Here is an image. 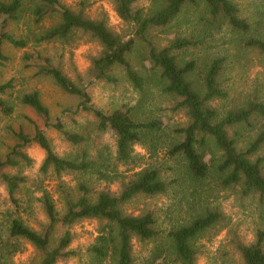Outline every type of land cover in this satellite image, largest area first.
Instances as JSON below:
<instances>
[{
	"label": "trees",
	"instance_id": "16d2710c",
	"mask_svg": "<svg viewBox=\"0 0 264 264\" xmlns=\"http://www.w3.org/2000/svg\"><path fill=\"white\" fill-rule=\"evenodd\" d=\"M110 3L123 26L121 31L114 30L102 12L90 17L84 1L70 7L62 0H0V68L9 61L5 46L22 50L29 43L72 45L85 40L100 48L90 58L84 76L77 79L68 77L48 56L37 52L23 55L27 67L76 98L63 112L71 119L88 116L93 137L68 130L60 117L52 118L38 91L13 96L15 80L0 81L1 116L11 117L17 105L28 108L63 142L81 147L59 155L45 131L32 120L33 132L10 128L14 143L0 153V188L5 193L2 199L0 192V264H9L24 251V244L33 248L35 264L81 260L82 256L79 264H136L132 241L156 243L161 239L164 244L156 245L152 258L143 264H196V240L224 221L218 209L202 204L203 184L209 193L213 188L232 190L240 198L257 197L264 203L262 87L230 98L222 79L244 51L257 52L264 60V37L258 30L254 32V25L232 0H149L146 6L142 0ZM189 11L195 13L193 25L185 18ZM46 21L50 25L44 27ZM20 25L25 30L17 36L12 27ZM224 27L233 40L229 43H234L232 52L215 44L216 33ZM159 34L166 35L165 44L159 43ZM139 45L143 53L136 68L132 58ZM117 70L141 95L148 91L152 78L160 95L172 101L170 110L183 121L173 125L161 118H141L138 106L95 107L87 87L94 82L116 84ZM222 102L223 108L219 106ZM104 134L114 140L113 154L106 146H95V140ZM31 145L43 151L38 169L42 177L50 173L57 178L76 176L73 187H57V200L41 191L36 201L44 221L38 229L20 215L22 189L37 185L33 180L30 184L23 173L33 164L26 152ZM138 145L150 155L163 151L165 161L141 166L134 153ZM169 161L176 165H168ZM169 171H178L176 177L171 178ZM99 182L116 183L118 188L114 192L98 188ZM177 183L190 187L192 213L168 231L159 229L156 213L150 208L136 215L124 210L131 200L165 195ZM194 205L196 212L192 211ZM84 220L100 223L97 235L84 250L72 248L70 229ZM231 243L239 257L237 264H264V230L259 229L250 242L235 237Z\"/></svg>",
	"mask_w": 264,
	"mask_h": 264
},
{
	"label": "rangeland",
	"instance_id": "374dc122",
	"mask_svg": "<svg viewBox=\"0 0 264 264\" xmlns=\"http://www.w3.org/2000/svg\"><path fill=\"white\" fill-rule=\"evenodd\" d=\"M62 1L70 7H77L81 1H84L86 13L90 17H94L97 13L102 12L107 15L109 24L114 30L121 31L123 28L112 10L110 0ZM232 1L237 4L242 16L246 17L254 25V32L256 33L258 30L259 34L264 37V0ZM148 2L149 0H142L144 6ZM194 14V12L189 11L185 15V18L189 19L192 25L195 20ZM49 25V21L43 23L44 27ZM12 29L17 36L25 30L23 25L12 27ZM158 36L159 43L165 44L166 38L164 39V37L166 35L159 34ZM229 36L231 35L229 32H225L224 27L216 33L215 38L217 41L215 44L227 47L232 52L234 43H229L233 41ZM99 49L96 43L86 42L85 40H77L72 45H62L60 43L34 45L33 43H29L22 50L5 46L4 51L8 55L9 61L3 68H0V81L3 82L11 78L15 80L16 85L13 96L22 92L38 91L42 102L49 109L52 118L60 117L68 130L93 137L94 131L91 119L88 116L83 114L71 119L63 112L66 108L75 104L76 98L61 91L51 78L37 75L34 68L27 67L25 61H23V55L26 53L35 54L37 52L42 56H48L68 77L77 79L84 76L89 66L90 58L96 55ZM141 53H143V47L139 45L134 52V58H132V64L136 68H139L141 65ZM263 65V57L257 52H242L240 59L235 61L233 68L227 70L222 77L224 85L229 88L230 98L243 95L255 87H262L264 95ZM116 74L117 83L114 85L105 82H94L87 87V92L95 107L111 110L121 105L129 107L138 106L139 117L141 118H161L164 123L167 121L173 125L180 124L183 121L180 115H176L170 110L172 101L168 97L160 95L152 78L148 83V91L144 95H141L133 90L120 71L117 70ZM219 106L221 108L225 107L223 102ZM29 120H32L45 131L51 140L55 152L59 155L81 150V147H72L63 142L59 134L53 129L44 128L42 122L28 108L17 105L15 113L11 117L6 118L0 115V153H3L8 145L14 143L10 128L17 129L22 127L26 132H33V125ZM254 128L257 129V125L254 124ZM95 146L98 148L106 146L110 154H113L115 150L114 140L110 134L99 136L95 140ZM26 152L33 160V164L30 168L24 169L23 173L30 179V184L33 180L37 182V185H28L27 188L22 189L19 195L21 204L20 215L30 227L38 229L39 225L44 221V216L36 201L41 191L45 190L49 192L57 200L59 195L57 187L60 184L64 185V187H73L76 183V176L66 174L57 178L50 173L46 177H42L38 169L44 157L43 151L36 145H31L27 148ZM134 153L138 155L137 162L141 166L161 164L165 161L163 151L161 150L156 155H150L147 149L138 145L134 147ZM261 154L264 155V149ZM167 164L170 166L176 165L173 161H169ZM119 171L124 172L125 167H119ZM169 172L172 174V178L176 177L178 171L174 173ZM97 186L98 188H108L112 192L118 188L116 183L107 184L99 182ZM207 190V185L203 184L202 204L218 209L222 213L224 221L216 228L206 231L196 240V246L199 249L196 264H237L239 257L235 253L231 241L235 237H238L243 242H250L259 229L264 230V203L261 204L257 197L240 198L232 190L216 191L213 188L211 193ZM0 192L2 199H5V193L2 188H0ZM190 193V187L187 188L177 183V186L170 189L165 195L154 198L139 197L131 200L124 210L127 213L136 215L145 208L152 209L158 218V227L164 233L170 228L181 224L183 220L189 217V213L191 212L190 202L193 201ZM197 208L194 205L192 211L196 212ZM0 218L1 224L3 218L2 216ZM99 227L100 223L95 220H84L75 224L70 229L73 235L72 248L84 250L94 241ZM162 244H164V239L156 243H142L133 240L132 250L136 264H143L149 261L152 258L155 246L157 245L160 248ZM36 257L33 248L28 244H24V251L11 258L9 264H35ZM80 259H71L57 264H79L80 261L84 260V256Z\"/></svg>",
	"mask_w": 264,
	"mask_h": 264
}]
</instances>
